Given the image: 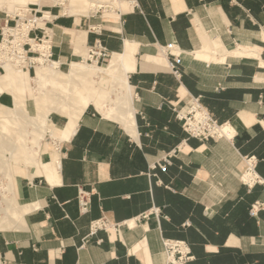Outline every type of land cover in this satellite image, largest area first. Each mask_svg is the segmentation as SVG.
<instances>
[{"label": "crops", "instance_id": "crops-1", "mask_svg": "<svg viewBox=\"0 0 264 264\" xmlns=\"http://www.w3.org/2000/svg\"><path fill=\"white\" fill-rule=\"evenodd\" d=\"M64 1L27 6L50 13L41 27L62 72L88 61L96 41L122 59L135 134L98 107L100 96L116 97L100 74L74 75L82 92L75 103L87 101L76 116L67 100L51 95L49 104L59 107L49 112L46 147L42 141L43 149L31 148L33 158L10 162L12 192L0 201L14 197L19 218L5 226L10 217L0 210V264H168L163 238L190 245L188 264H264V207L251 210L264 202V0H114L116 14L89 0L73 8ZM20 7L0 0V32L16 23ZM37 35L41 29L29 37ZM204 51L208 58L197 55ZM175 54L178 72L171 70ZM37 68L34 75L19 71L17 95L30 116L38 113ZM7 94L13 105L0 104L13 108V92L0 98ZM193 98L233 134L190 136L174 108L187 111ZM252 156L263 181L251 186L242 175ZM160 162L165 167L154 169ZM82 188L91 193L86 213L78 203ZM101 217L121 230L85 241L90 222Z\"/></svg>", "mask_w": 264, "mask_h": 264}, {"label": "bare ground", "instance_id": "bare-ground-1", "mask_svg": "<svg viewBox=\"0 0 264 264\" xmlns=\"http://www.w3.org/2000/svg\"><path fill=\"white\" fill-rule=\"evenodd\" d=\"M20 2H26L29 0H18ZM92 2V6L94 9H97L101 6L106 7V12H111L116 14V8H119L118 4L114 0H109L107 2L98 3L97 1L89 0V2ZM64 3V2H63ZM82 0H72V4L75 5H81ZM48 11H45L46 16H50V13ZM18 13L21 16L24 15V11L22 7L19 8ZM39 20H43V18H38ZM32 22L26 23L21 22L19 23V26L16 27H7L6 31H9L14 34L21 35H27L28 31ZM33 42V48L35 50H39L43 53L47 52V49L49 46L46 44H38L36 42ZM90 47L88 48V60L91 58L89 51ZM238 52V51H236ZM204 55H201V54ZM240 55L243 56H257L256 53L252 51H240ZM198 56H203L204 58H208V54L204 52H198ZM38 63L36 64V68L41 65H47L48 68H39L37 70V77L36 82L39 85L40 92L37 96V105H38V113L35 116L28 115L24 110V101L23 98H21L19 95H17V90L19 86H23V73L19 71H25L21 68H16L11 65L6 67L5 74L6 78L2 81H0V92H3L4 90H8L14 93L15 96V106L13 108H4L0 104V112H3L4 115L0 114V121L4 124H20L23 128L26 129L27 126L30 127L29 134L27 138L18 136L16 139H14V144L11 146L9 145L8 148H5L4 150H0V174L3 176L4 179H6L5 182L2 180L0 181V188H2L4 191H11L13 186V177L10 174V162H13V160L16 161V163H20L23 160L33 158L34 153L37 149H30L28 147L24 146V142L29 139L30 142H33L36 145V147L40 144L42 140H44L45 135L49 131L50 126H52L51 121L49 120V112L53 109H57L59 106L53 105L49 106L46 104L44 100H42V94L43 90L47 88V86H51L53 88H60L62 92L65 94L63 101H68L69 104L72 105L73 113L72 116H76L77 113H80L83 108L86 106V102L82 104H76L75 98H71V94L77 90L79 87V84L77 80L74 78L75 74H83L88 75L89 77H92L93 75L100 74V77L102 79H106V81H109L111 83V88L114 89L116 92L115 99H112L109 97L107 100L105 97L100 96L98 101V107L104 112L105 116L113 120L115 122L121 123L131 134H135V123L133 118V112L131 110V97H130V86L127 83L126 74L123 69V62L122 59L118 56H113L110 61L105 65H100L97 63V61L94 59L92 63H89L88 61L83 62H73L71 64L70 71L68 72H62L58 68V63L56 61H49L46 62L45 58L42 56L37 57ZM262 65L264 66V61H261ZM99 64V65H97ZM18 70V71H17ZM29 71V70H26ZM4 73H0L2 76H4ZM0 75V76H1ZM33 79V78H32ZM2 80V79H1ZM104 81V83L106 82ZM109 86V84H108ZM108 88V87H107ZM110 93V92H109ZM108 95V94H107ZM111 95V94H110ZM108 98V97H107ZM54 102H57L56 99H54ZM109 104H108V103ZM59 103V101H58ZM107 103V104H106ZM64 104V103H63ZM196 110V109H195ZM201 113L200 111H196V116H199ZM25 122L24 124L22 122ZM73 122L70 123L68 127V132L72 128ZM27 130V129H26ZM219 131L221 134L225 135L226 137H230V134H233L234 128L231 126L230 123H225L220 125ZM64 137V135H63ZM26 144V143H25ZM28 144V143H27ZM27 146V145H26ZM38 148V147H37ZM5 204L2 206V203L0 201V210L4 211V214L9 215L10 221L5 226H10L12 224L11 219L16 220L19 218V211L17 202L15 201L14 197H4Z\"/></svg>", "mask_w": 264, "mask_h": 264}, {"label": "built area", "instance_id": "built-area-1", "mask_svg": "<svg viewBox=\"0 0 264 264\" xmlns=\"http://www.w3.org/2000/svg\"><path fill=\"white\" fill-rule=\"evenodd\" d=\"M24 15L25 16H21L18 14V20L14 25L9 26L6 24V26L1 29L0 73L5 71L6 67L9 65L24 70H30L38 63L37 57L39 56L44 57L46 62L54 60L51 52L50 40L48 39L49 36H46L45 29L41 27V24L47 22L51 16H46L45 11H38L33 6L29 7V5L26 11H24ZM38 18H43V20H39ZM21 22H32V26L27 35L19 36V34L6 31L7 27L17 28ZM38 29L42 30V35H37L34 39H31L29 37L30 33ZM32 40L38 44H46L49 46L47 52L43 53L39 50H35ZM89 54L91 56L89 60L93 61L95 59L97 63H99L101 59H106L109 56L108 50L102 46L99 41L91 45ZM174 109L176 111V117L183 122V128L190 136L200 138L201 140L225 136L219 131V127L222 124H219L218 121L213 118L209 111L200 103L198 98L192 99L191 106L185 112H183L182 109ZM197 110L201 113L199 116H196ZM167 161L168 160H166V162ZM247 164L248 166L245 173L242 175V180L251 186L257 182H262L263 179L255 172L254 156L247 159ZM157 166L165 167L162 162L153 165V168L155 169ZM90 194V192L83 188L79 190L78 203L82 213H86L90 210ZM263 207L264 202L257 201L252 204L251 210L255 212ZM155 212L158 213V210ZM127 226H130V224H127ZM100 230L119 232L121 230V224L111 222L106 217L92 220L85 241H87L88 237L95 235ZM163 244L168 264H188V262L194 258L190 245L184 240L163 238Z\"/></svg>", "mask_w": 264, "mask_h": 264}, {"label": "rangeland", "instance_id": "rangeland-1", "mask_svg": "<svg viewBox=\"0 0 264 264\" xmlns=\"http://www.w3.org/2000/svg\"><path fill=\"white\" fill-rule=\"evenodd\" d=\"M8 1H11L13 4H15V6L17 7H20V6H23L22 9L23 11H26V8H27V3L29 1H26V2H20L18 0H8ZM37 1V0H36ZM66 1V0H65ZM65 1H64V4H65ZM109 1V0H108ZM54 2H60L61 3V0H44V3L46 4H53ZM89 3V2H88ZM72 0H71V5L70 7L73 8L72 6ZM4 8L6 9H10L9 8V4H5L4 5ZM91 11V10H90ZM89 11V12H90ZM88 12V13H89ZM86 13V14H88ZM90 46L92 44H89ZM109 52V50H108ZM170 61H171V70L174 71V72H178V69H177V65L179 63V55H173V56H170ZM111 58V52H109V56L106 58V59H101L99 61V64L100 65H105L109 62ZM82 60V59H81ZM90 63H92V61L88 60ZM69 65H66V66H63L62 69L63 70H66L68 68ZM49 66H40V68H48ZM39 69V68H37ZM35 70H36V66L34 68H32V71H31V74L34 75L35 74ZM26 71V70H25ZM5 71L1 72L2 75ZM6 73V72H5ZM4 73V74H5ZM1 75V74H0ZM2 75L0 77H2ZM106 79H102L101 82H104ZM103 84V83H102ZM111 85V83H110ZM51 95L54 96V97H61V98H64L65 94L62 92V90L60 88H53L51 86H47V88H45L43 90V94L41 95L42 96V100H44L46 102V104H48L49 106H53L51 104H49V101L52 100L51 98ZM82 95V92L80 91V87L77 88L76 91H74L70 96H73V97H81ZM6 96H9V101L6 99ZM53 101V100H52ZM0 102L5 105V106H12L13 105V97L10 96V95H1V98H0ZM192 103V102H191ZM201 103V102H200ZM202 104V103H201ZM191 106V104H190ZM189 106V107H190ZM27 108L28 110L30 111L31 114H35L36 112V109H35V105L33 103V100L31 98H28L27 99ZM205 108V107H204ZM189 109V108H188ZM206 110H208L206 108ZM209 111V110H208ZM210 113V111H209ZM1 115H4L3 112H0ZM211 114V113H210ZM212 115V114H211ZM213 116V115H212ZM214 119H216L214 116H213ZM217 120V119H216ZM218 121V120H217ZM23 124L25 123L24 121L22 122ZM219 123V122H218ZM221 124V123H219ZM20 124H4L2 123V121H0V150H4L5 148H8L9 145H13L14 144V139H16L18 136H21V137H24V138H27L28 137V134L30 133L29 132V129L30 127L27 126L26 129L23 128L22 126H20ZM46 136V135H45ZM221 138V137H220ZM49 141H51L52 139L48 138ZM43 141V146L46 147L45 143H46V140H42ZM42 141L40 142V144L37 146L38 149H43L42 147ZM26 143V144H25ZM28 143V144H27ZM27 145V146H26ZM36 145L35 143L33 142H30L29 139H27L25 142H24V146L25 147H28V148H36ZM14 162V161H13ZM15 163V162H14ZM15 170V168H13V171ZM15 172V171H14ZM16 175L20 174V172L18 173H15ZM3 181L5 182L6 179L3 178V176L0 174V181ZM4 195V190L2 188H0V199H2Z\"/></svg>", "mask_w": 264, "mask_h": 264}]
</instances>
